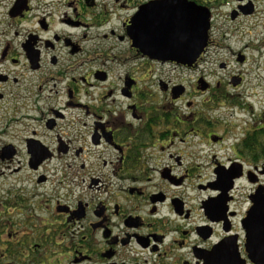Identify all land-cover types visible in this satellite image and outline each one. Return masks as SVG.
<instances>
[{
  "label": "flooded vegetation",
  "instance_id": "obj_1",
  "mask_svg": "<svg viewBox=\"0 0 264 264\" xmlns=\"http://www.w3.org/2000/svg\"><path fill=\"white\" fill-rule=\"evenodd\" d=\"M151 1L0 0V264H253L264 31L229 25L264 0H189L210 12L191 67L133 47Z\"/></svg>",
  "mask_w": 264,
  "mask_h": 264
},
{
  "label": "water",
  "instance_id": "obj_2",
  "mask_svg": "<svg viewBox=\"0 0 264 264\" xmlns=\"http://www.w3.org/2000/svg\"><path fill=\"white\" fill-rule=\"evenodd\" d=\"M210 12L189 0H157L132 17L128 36L133 47L153 60L191 67L207 43ZM247 251L253 264H264V202L244 221Z\"/></svg>",
  "mask_w": 264,
  "mask_h": 264
},
{
  "label": "rangeland",
  "instance_id": "obj_3",
  "mask_svg": "<svg viewBox=\"0 0 264 264\" xmlns=\"http://www.w3.org/2000/svg\"><path fill=\"white\" fill-rule=\"evenodd\" d=\"M225 13V12H223ZM215 20H218V18L216 17ZM248 22L250 24H248ZM216 26L220 27V25H218V22L215 21ZM234 26H249L251 27L249 31H264V17H253L250 20H244L242 22H238L235 25H229L230 28H233ZM249 39L247 38V41ZM264 42V34H262V36L260 35L259 37L255 34H253V36L251 37V41L253 43V45H259L260 41ZM252 59L250 60V62H253L255 60H258V64L257 65H252V63H248V65L246 67H244L243 69H245L246 75H245V79L246 81H252V82H256V81H261V85H262V89L261 91L264 92V49H262L259 53L258 52H253V54H251ZM257 63V62H255ZM233 66V65H232ZM237 68V67H236ZM188 84H192V80L195 78V76L193 75H189L188 74ZM260 91V90H258ZM264 101V98H263ZM262 101V105L264 106V102ZM256 109L258 108V106H255ZM259 110V109H258ZM10 182V181H8ZM7 182H3L0 181V188H5L6 187Z\"/></svg>",
  "mask_w": 264,
  "mask_h": 264
}]
</instances>
